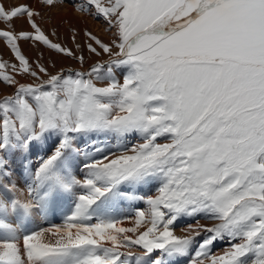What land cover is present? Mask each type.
I'll return each instance as SVG.
<instances>
[{"label": "snow or ice", "instance_id": "1", "mask_svg": "<svg viewBox=\"0 0 264 264\" xmlns=\"http://www.w3.org/2000/svg\"><path fill=\"white\" fill-rule=\"evenodd\" d=\"M67 2L113 39L0 0V264H264V0Z\"/></svg>", "mask_w": 264, "mask_h": 264}, {"label": "rangeland", "instance_id": "2", "mask_svg": "<svg viewBox=\"0 0 264 264\" xmlns=\"http://www.w3.org/2000/svg\"><path fill=\"white\" fill-rule=\"evenodd\" d=\"M8 2L17 3L23 2V0H8ZM30 2L33 4L34 7H38L42 11L43 20L41 21V23L43 24L46 31H48V33L51 35V38L63 43L65 46L72 47L75 50V44L70 39L73 34H76L78 36V42L83 45L84 41L86 40V37L84 36L85 30L92 31L106 42H109L113 39L112 33L107 30V26L103 23V21L97 20L93 16L88 15L87 13L76 10L71 3L67 2V0H63V2H61V0H58L56 6L53 8H48L47 6L41 4L39 0H30ZM19 26L20 25L18 23V27ZM73 30H75V33L73 32ZM52 33L55 34L52 35ZM23 48L25 53L30 58H40L41 63H44L49 68V71L53 73L59 70L61 67H79L76 61L70 58L63 57L55 52L44 48L43 46L34 47L28 43H24ZM40 52L44 53L43 57H39ZM84 54L88 58V63H92L93 61L99 59H107L106 56L95 57L88 53L86 49H84ZM0 57L4 59H11V54L5 46L4 41L2 40H0ZM84 67L86 68L87 64L84 65ZM19 79H21V81L31 80V78L27 76H21L19 77ZM11 91L12 90L10 88H7L3 84H0V95ZM46 154L47 153H41V155ZM32 160L34 161L33 166H35V161L37 160V157L33 155ZM21 198L25 199L26 196H22ZM138 207L146 208V205L140 204L138 205ZM197 219L199 220V223L209 226L214 223H217V221L213 219H208L204 217H198ZM36 223L42 227H49L46 224L43 225L40 222L38 216L36 218ZM189 223L195 224L196 221L187 220L184 223L177 224L175 228L176 234L183 235L184 233L182 232V228L186 227ZM124 224L125 226H131L132 221L126 220ZM227 247V242H221L216 245V247L213 249V252L216 254H220L224 250H226ZM132 251H139V249H132Z\"/></svg>", "mask_w": 264, "mask_h": 264}]
</instances>
